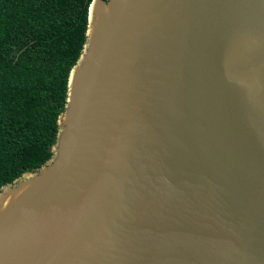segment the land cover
Returning <instances> with one entry per match:
<instances>
[{
    "label": "water",
    "instance_id": "95a60500",
    "mask_svg": "<svg viewBox=\"0 0 264 264\" xmlns=\"http://www.w3.org/2000/svg\"><path fill=\"white\" fill-rule=\"evenodd\" d=\"M85 35L0 264H264V0H92Z\"/></svg>",
    "mask_w": 264,
    "mask_h": 264
},
{
    "label": "trees",
    "instance_id": "16d2710c",
    "mask_svg": "<svg viewBox=\"0 0 264 264\" xmlns=\"http://www.w3.org/2000/svg\"><path fill=\"white\" fill-rule=\"evenodd\" d=\"M92 0H0V187L44 164Z\"/></svg>",
    "mask_w": 264,
    "mask_h": 264
}]
</instances>
